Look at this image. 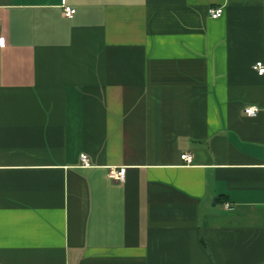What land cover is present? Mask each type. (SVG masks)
I'll return each mask as SVG.
<instances>
[{
  "label": "crops",
  "instance_id": "obj_1",
  "mask_svg": "<svg viewBox=\"0 0 264 264\" xmlns=\"http://www.w3.org/2000/svg\"><path fill=\"white\" fill-rule=\"evenodd\" d=\"M0 36V264H264V0H0Z\"/></svg>",
  "mask_w": 264,
  "mask_h": 264
},
{
  "label": "built area",
  "instance_id": "obj_2",
  "mask_svg": "<svg viewBox=\"0 0 264 264\" xmlns=\"http://www.w3.org/2000/svg\"><path fill=\"white\" fill-rule=\"evenodd\" d=\"M209 17L212 20H217L219 19L222 14H223V9L222 8H211L208 11ZM75 15V10L71 8H63V16L67 19H72L73 16ZM5 39L0 36V49L5 48ZM254 71L257 73L258 76L263 77L264 76V62H257L254 67ZM259 110L255 107H246L243 109V113L247 117H254L258 114ZM181 160L186 163V164H191L192 163V156L189 154H182L181 155ZM80 162L82 167L84 168H89L90 167V161L88 157L85 154H82L80 156ZM108 178L114 181L118 182H124L125 179V168H111L108 171Z\"/></svg>",
  "mask_w": 264,
  "mask_h": 264
}]
</instances>
